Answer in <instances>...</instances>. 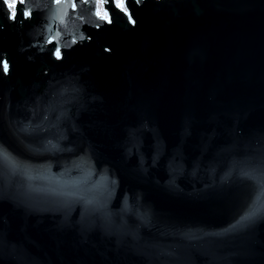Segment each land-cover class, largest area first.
Wrapping results in <instances>:
<instances>
[{
  "label": "water",
  "instance_id": "95a60500",
  "mask_svg": "<svg viewBox=\"0 0 264 264\" xmlns=\"http://www.w3.org/2000/svg\"><path fill=\"white\" fill-rule=\"evenodd\" d=\"M133 2L0 0V264H264V0Z\"/></svg>",
  "mask_w": 264,
  "mask_h": 264
},
{
  "label": "clouds",
  "instance_id": "9594fccd",
  "mask_svg": "<svg viewBox=\"0 0 264 264\" xmlns=\"http://www.w3.org/2000/svg\"><path fill=\"white\" fill-rule=\"evenodd\" d=\"M158 2V0H157ZM20 3H23V0H20ZM54 3L56 4V0H54ZM69 3H71V0H69ZM137 7L142 6V4L144 3L143 0H134L133 2ZM118 8L119 10L123 13L124 17L127 19V24L129 27L134 28L136 27V20L135 18H133L130 13H131V8L128 6V0H119L118 3ZM93 15L98 19L96 11L93 13ZM25 18H29V16L27 15V10L25 11ZM10 20H14L12 16L9 17ZM101 22H103L106 25L111 26V24L113 23V21L110 18L104 17V18H100L99 19ZM60 22V20H59ZM61 23V22H60ZM60 33L56 32L54 34V37H50L46 40V43L49 44L51 42L55 40L58 41L59 37H60ZM90 37H88L86 34H84L83 32H81L79 34L78 37H73L71 39V45L75 46L77 44L82 45L85 42H90ZM105 54H110L111 53V49L105 47L103 49ZM52 58L54 61H56L57 63L62 62L64 60V52L62 51V45L60 43L57 42L56 45V51L52 52ZM10 68V66H9ZM9 75V71L4 72V76L7 77Z\"/></svg>",
  "mask_w": 264,
  "mask_h": 264
},
{
  "label": "snow or ice",
  "instance_id": "6c2138e0",
  "mask_svg": "<svg viewBox=\"0 0 264 264\" xmlns=\"http://www.w3.org/2000/svg\"><path fill=\"white\" fill-rule=\"evenodd\" d=\"M63 2H64V0H56V4L57 5H60ZM81 2L86 3V4H90V5L94 2L98 20L100 18H104V17L110 18L112 20V10H113V8L119 10V8H118L119 0H71L70 6H71V8L73 10H76L77 6ZM24 3H25V0H23V3H21V4H24ZM109 5H111L112 7H109ZM128 6H129V4H128ZM8 7L10 9H12L11 16L15 20L16 16H17L16 6L14 4H9ZM19 11H21L23 13V15L25 16L24 9H19ZM119 12L122 13L120 10H119ZM27 15L29 17L32 15L30 9L27 11ZM66 15H67V8H63V9L58 11L57 18L60 20L61 24L64 23V18H65ZM130 15L134 18V15L132 13H130ZM97 26H99V25H97ZM53 43H54V41L49 43V45H52ZM55 51H56V47L53 48V52H55ZM0 65H2V68H3L4 72L9 71V64H8V62L6 60L0 61Z\"/></svg>",
  "mask_w": 264,
  "mask_h": 264
},
{
  "label": "rangeland",
  "instance_id": "374dc122",
  "mask_svg": "<svg viewBox=\"0 0 264 264\" xmlns=\"http://www.w3.org/2000/svg\"><path fill=\"white\" fill-rule=\"evenodd\" d=\"M5 2L7 3V5H9V4H15L16 0H5ZM10 10L12 11V9H10Z\"/></svg>",
  "mask_w": 264,
  "mask_h": 264
},
{
  "label": "flooded vegetation",
  "instance_id": "af4514ba",
  "mask_svg": "<svg viewBox=\"0 0 264 264\" xmlns=\"http://www.w3.org/2000/svg\"><path fill=\"white\" fill-rule=\"evenodd\" d=\"M11 11V10H10Z\"/></svg>",
  "mask_w": 264,
  "mask_h": 264
}]
</instances>
